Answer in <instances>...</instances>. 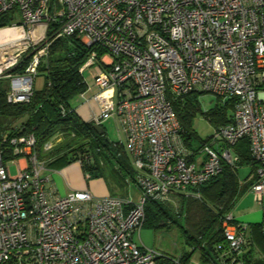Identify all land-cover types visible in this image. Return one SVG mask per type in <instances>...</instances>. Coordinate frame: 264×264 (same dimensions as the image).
I'll return each mask as SVG.
<instances>
[{"label":"built area","instance_id":"obj_1","mask_svg":"<svg viewBox=\"0 0 264 264\" xmlns=\"http://www.w3.org/2000/svg\"><path fill=\"white\" fill-rule=\"evenodd\" d=\"M0 0V78H8V103L28 102L38 67L53 39L75 35L93 47L79 67L89 70L101 125L112 119L126 146L137 201L46 186L45 162L32 133L6 138L14 158L0 148V264H157L166 256L134 237L147 201L168 202L239 160L241 139L256 164L249 190L264 198V0ZM102 51V54H99ZM25 56L23 71L11 72ZM83 79L85 80L84 76ZM86 82V81H85ZM87 84V83H86ZM89 88L86 85V89ZM191 92L234 98L231 121L201 146L183 140L171 99ZM82 96L84 94L81 93ZM84 97V96H83ZM61 139L44 143L51 149ZM24 158L14 175L9 165ZM221 227L232 251H244L247 224L231 212ZM264 233V207L262 219ZM179 264V259H174ZM184 264H199L189 260Z\"/></svg>","mask_w":264,"mask_h":264},{"label":"trees","instance_id":"obj_2","mask_svg":"<svg viewBox=\"0 0 264 264\" xmlns=\"http://www.w3.org/2000/svg\"><path fill=\"white\" fill-rule=\"evenodd\" d=\"M52 10L58 9L57 0H50ZM11 12L0 14V25L12 20ZM57 24H50L47 37L52 40L47 57L38 71L45 76L42 89H33L28 102L8 103L6 92L8 78H0V148L4 159L14 158L6 138L32 133L38 159L46 167H57L78 160L89 177H103L115 188H125L128 175L133 179V171L119 142L110 140L106 132L99 134L92 120H82L71 105V100L86 90V82L79 67L84 63L93 47H87L75 35L53 39ZM99 51V54H102ZM30 57L14 67L11 72L23 71ZM191 92L183 97L171 99L172 108L184 129L183 140L192 145L198 138L192 127L193 117L201 112L216 127L231 121L234 98L222 100L207 111H202L197 96ZM61 139L51 149L44 150V143L53 135ZM204 139L202 140V142ZM239 160L235 166L224 164L222 171L200 184L193 190L199 197L178 194V207L173 210L168 202L147 201L143 227L154 230L169 228L177 224L184 236V250L178 257L179 264L191 260L195 253L202 264H258L251 259L253 247L264 256V233L262 221L251 225V238L247 237L246 250L232 251L221 227L222 217L231 211L237 199L251 185L242 184L238 169L249 166L254 172L256 164L248 154V143L241 139L234 146ZM244 185V188H243ZM235 220V219H234ZM175 257H159L157 264H174Z\"/></svg>","mask_w":264,"mask_h":264},{"label":"rangeland","instance_id":"obj_3","mask_svg":"<svg viewBox=\"0 0 264 264\" xmlns=\"http://www.w3.org/2000/svg\"><path fill=\"white\" fill-rule=\"evenodd\" d=\"M83 76L85 78L86 83L88 84V87H90L91 89L84 97L73 98L71 100V104L72 105L80 104L78 107L81 106V108H83L81 110V113L83 112L82 113L83 116L86 118H91L92 115H98L100 110L99 107L93 108L91 104L90 106L87 105L88 107L85 106L87 102H83V101H85L86 97H90L92 93H94L95 88L93 87L94 83L92 79V74L91 73L88 74L86 70L83 73ZM44 84H45V76L43 73L39 72L38 75L34 78V84H33L34 89H42L44 87ZM197 99L200 103V107L202 111H207L209 108L213 107L218 101V98L215 95L207 92L198 94ZM103 124L106 129L105 131L107 137L112 141L118 142L119 134L117 132V127L114 121L112 119L104 120ZM192 127L196 131V134L198 136V138L192 139L191 146H195V147L201 146L202 140L203 139L205 140L210 135H213L216 131V127L200 111L194 115ZM123 144H124V140H123ZM17 166H18V160L14 161L9 165V172L11 175H14L16 173ZM49 168L54 169L55 167H49ZM249 170H250L249 166H243L238 169V177L240 182L244 181V178L247 175V173H249ZM125 178L128 181V184L127 182L125 184V189H126L125 193L124 192L121 193L122 191L116 190L115 192L118 195H114V196L123 197L131 201H137L140 196L139 188L137 187V185L131 179L130 176L126 175ZM81 190L85 191L86 189H81ZM86 191L91 192L90 190H86ZM192 192L196 193L193 189ZM177 196L178 195L172 197L171 200L168 201V203L172 205L173 210L177 209L179 204L178 202L179 200ZM240 200L236 203L237 206L235 205V207H238V205L240 204L239 205L240 207H238V213H241L242 224H246V222L248 221L263 219L264 198L261 203L254 198L253 193L251 192V194L247 196L244 200L241 201ZM134 239L136 242H138L144 247L153 248L155 250H158L159 252L165 253L166 255H171L175 258H178L185 249L184 236L182 235L181 230L177 224H171L169 228L159 229V230H154L151 227L144 226L139 232V238L137 237V234H135ZM251 253H252L251 259L253 260V262H256L258 264H264V256L256 246L253 247ZM192 258L193 260H197V253H195Z\"/></svg>","mask_w":264,"mask_h":264},{"label":"crops","instance_id":"obj_4","mask_svg":"<svg viewBox=\"0 0 264 264\" xmlns=\"http://www.w3.org/2000/svg\"><path fill=\"white\" fill-rule=\"evenodd\" d=\"M87 72H88V74L90 73L89 70H87ZM93 87L95 88V86H93ZM90 89H91L90 87L87 88L84 91L83 96H85L90 91ZM95 90H96V88H95ZM83 96H82V94H79L75 98H80V97H83ZM83 102H85V101H83ZM90 104L93 106V108L98 107L97 103L95 101H93V100L87 101L86 105L85 104L84 105L85 106H87V105L90 106ZM79 105L80 104L72 105V107H74V109H75L76 113L78 114V116L82 120H85V121L90 120V118H86V117L83 116V114H82L83 112L81 113V110L83 108H81V106L78 107ZM101 126L105 129V126H104L103 123L101 124ZM118 142L120 143V141H118ZM121 145L123 147L124 154L126 155L128 161H129L128 153H127L126 148H125L126 146L123 143ZM233 149H234V147H233ZM17 160H18V164L20 166L26 165V160L24 158H18ZM42 174L45 177H47L46 186L47 187H52L55 190V192L58 195H60V196H64V195L68 194L69 192H71L73 190H81V189L90 190L94 195H96L98 197H102V196H105V195L114 196V195H118L115 192L116 190L122 191L121 193H123V192L125 193V190H126L125 188L122 189V190H120L118 188H115L114 186L110 185L105 180V178H103V177H89V175L84 172V170H83V168H82V166H81V164H80V162L78 160H74V161H71V162H68V163H64L62 165H59V166L55 167L54 169H50L49 167H46ZM254 178H255L254 172H251L249 170V173H247V175L244 178V181L241 182V183L244 184V185L248 184L250 181L253 182ZM125 180H126V182L128 184L127 179H125ZM244 185H243V188H244ZM249 187H250V185L248 186V188L239 197L241 200H244L247 196H249L251 194V192L249 190ZM120 196H122V195H120ZM185 196L199 197V196L191 194V193L185 194ZM239 198L235 202V204L232 207L230 212L232 213V215H233V217H234L236 222L242 223L241 213H238V207H240L239 206L240 204L238 205V207H235L236 203L240 200ZM261 221L262 220L260 219V220L246 222V224H247L246 236L249 239L251 238V225L254 224V223H260ZM191 260H193V258H191ZM193 261L196 262V263L202 264L200 261H198V259L197 260H193Z\"/></svg>","mask_w":264,"mask_h":264},{"label":"water","instance_id":"obj_5","mask_svg":"<svg viewBox=\"0 0 264 264\" xmlns=\"http://www.w3.org/2000/svg\"><path fill=\"white\" fill-rule=\"evenodd\" d=\"M94 128L99 134H103L105 132V129L101 125L94 124Z\"/></svg>","mask_w":264,"mask_h":264}]
</instances>
